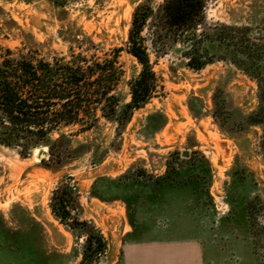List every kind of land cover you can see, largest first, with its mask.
Instances as JSON below:
<instances>
[{
    "label": "rangeland",
    "instance_id": "obj_1",
    "mask_svg": "<svg viewBox=\"0 0 264 264\" xmlns=\"http://www.w3.org/2000/svg\"><path fill=\"white\" fill-rule=\"evenodd\" d=\"M141 3L158 10L164 0H0V45L50 60L121 48L119 115L141 69L127 52ZM206 16L255 26L264 0H209ZM143 35L163 88L127 123L62 128L69 138L53 161L47 147L22 157L0 144V264H80L84 251L89 264H264L262 130L246 122L255 81L223 60L192 70L174 47L157 57ZM65 185L69 229L51 209Z\"/></svg>",
    "mask_w": 264,
    "mask_h": 264
},
{
    "label": "trees",
    "instance_id": "obj_2",
    "mask_svg": "<svg viewBox=\"0 0 264 264\" xmlns=\"http://www.w3.org/2000/svg\"><path fill=\"white\" fill-rule=\"evenodd\" d=\"M209 0H164L158 10L139 4L132 18L127 52L140 64L139 74L129 82L131 99L121 107L116 90L124 76L119 62L121 48L107 57L89 58L82 52L71 57L45 58L38 50H13L0 45V144L18 149L22 157L47 147L49 160L59 139L69 138L62 128L80 124V131L95 127L101 116L127 123L136 109L143 107L163 88L153 68L144 32L157 57L179 49L185 66L201 70L216 61H228L257 85V105L246 116L249 125L262 130L260 146L264 153V20L257 25L225 22L208 23ZM215 104L220 105L218 100ZM100 111V116L98 115ZM59 136L53 140L52 135ZM69 187L53 191L51 209L68 229ZM59 207L61 212L55 210ZM66 213V215H63ZM89 226V221H83ZM96 238L104 237L96 226ZM72 228V227H71ZM72 230V229H70ZM92 235L86 237L90 244ZM103 246V245H102ZM80 264L93 262L83 252Z\"/></svg>",
    "mask_w": 264,
    "mask_h": 264
},
{
    "label": "water",
    "instance_id": "obj_3",
    "mask_svg": "<svg viewBox=\"0 0 264 264\" xmlns=\"http://www.w3.org/2000/svg\"><path fill=\"white\" fill-rule=\"evenodd\" d=\"M38 155L40 158H44V157H46V152L44 150L39 151Z\"/></svg>",
    "mask_w": 264,
    "mask_h": 264
}]
</instances>
